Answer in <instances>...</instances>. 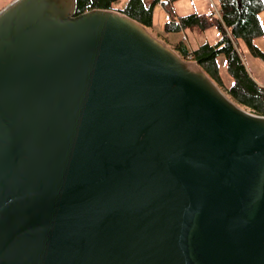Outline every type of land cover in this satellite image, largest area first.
I'll return each instance as SVG.
<instances>
[{"label": "water", "instance_id": "obj_1", "mask_svg": "<svg viewBox=\"0 0 264 264\" xmlns=\"http://www.w3.org/2000/svg\"><path fill=\"white\" fill-rule=\"evenodd\" d=\"M75 7L0 10V264H264V116Z\"/></svg>", "mask_w": 264, "mask_h": 264}, {"label": "trees", "instance_id": "obj_2", "mask_svg": "<svg viewBox=\"0 0 264 264\" xmlns=\"http://www.w3.org/2000/svg\"><path fill=\"white\" fill-rule=\"evenodd\" d=\"M75 1L77 16L92 9H109L151 27L154 9L160 7L169 17L172 14L169 7L177 0ZM215 2L219 18L213 14L177 15V21L170 19L165 21L163 29L170 33H179L186 29L200 32L215 26L219 30L220 38L213 44L203 43L189 51L188 45L182 39L176 43L175 49L183 57L189 56L195 61L234 102L264 116V87L256 83L249 74L237 46V41H242L251 55L264 58V54L254 45V40L264 34L259 20V14L264 11V0H215ZM218 55L225 59V74L230 83L224 81L220 74Z\"/></svg>", "mask_w": 264, "mask_h": 264}, {"label": "rangeland", "instance_id": "obj_3", "mask_svg": "<svg viewBox=\"0 0 264 264\" xmlns=\"http://www.w3.org/2000/svg\"><path fill=\"white\" fill-rule=\"evenodd\" d=\"M12 1L13 0H0V10L3 8L2 6H6ZM169 8L172 14H170L168 17L165 11L157 6L154 9L153 25L151 27H147V29L151 32L154 37L161 40L174 50H176V43L182 39L185 40L190 51L203 43L213 44L220 38L219 30L215 26L208 27L204 31L200 32H198L197 30L186 29L179 33H170L166 32L163 29L164 22L168 21L169 19L176 22L177 15H189L194 13L204 15L213 14V16L219 18V15L216 14L217 5L215 0H177L176 2L171 4ZM259 20L264 31V11L259 14ZM254 45L264 54V34L263 36L254 40ZM237 46L239 48L240 54L249 74L256 83L264 87V58L255 57L251 55V53L247 50L245 44L242 41H237ZM217 62L223 80L227 83H230V79L225 74L226 62L224 57L222 55H218ZM218 87L230 98V96L220 85H218Z\"/></svg>", "mask_w": 264, "mask_h": 264}, {"label": "built area", "instance_id": "obj_4", "mask_svg": "<svg viewBox=\"0 0 264 264\" xmlns=\"http://www.w3.org/2000/svg\"><path fill=\"white\" fill-rule=\"evenodd\" d=\"M186 59H188V60H189V59H190V57L188 56V57H186Z\"/></svg>", "mask_w": 264, "mask_h": 264}, {"label": "crops", "instance_id": "obj_5", "mask_svg": "<svg viewBox=\"0 0 264 264\" xmlns=\"http://www.w3.org/2000/svg\"><path fill=\"white\" fill-rule=\"evenodd\" d=\"M4 6H5V5H4ZM4 6H2V7H4ZM2 7H1V8H2Z\"/></svg>", "mask_w": 264, "mask_h": 264}]
</instances>
